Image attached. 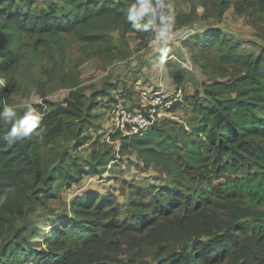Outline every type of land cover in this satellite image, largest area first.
I'll list each match as a JSON object with an SVG mask.
<instances>
[{"label": "trees", "instance_id": "obj_1", "mask_svg": "<svg viewBox=\"0 0 264 264\" xmlns=\"http://www.w3.org/2000/svg\"><path fill=\"white\" fill-rule=\"evenodd\" d=\"M26 1L20 11L15 0H0V107L23 77L38 87L53 76L48 81L70 90L61 102L42 96L34 104L44 129L40 135L9 143L4 136L11 125L0 122V264H126L129 260L118 255L123 238L130 249H156L157 264H264V48L246 50L212 27L197 36L192 48L205 66V49H216L217 59L241 72L233 80L213 79L204 84L202 95H190L194 122L189 129L166 119L142 134L113 133L121 138L122 152L132 147L146 164L161 166L167 183L136 185L135 197L125 205L86 191L70 202L74 217L52 221L44 236L31 231L32 213L56 197L60 184L71 186L85 173L102 172L113 157L98 155L81 164L58 143V138L83 143L92 109L103 97L105 102L117 99L111 96L113 82L86 99L77 73L55 69L56 60L65 57L66 36L100 53L114 46V29L121 39L135 32L143 45L152 30H144V21H138L137 30L127 19L134 0H49L39 11L32 9L33 0ZM229 2L213 5L223 11ZM195 13L194 6L188 14L176 12L172 20L182 25ZM27 51L48 55L38 65L39 78L30 72ZM173 79L182 83L180 69Z\"/></svg>", "mask_w": 264, "mask_h": 264}, {"label": "rangeland", "instance_id": "obj_2", "mask_svg": "<svg viewBox=\"0 0 264 264\" xmlns=\"http://www.w3.org/2000/svg\"><path fill=\"white\" fill-rule=\"evenodd\" d=\"M48 1L33 0L31 7L34 11H39L46 7ZM214 1L216 0H167L166 4L173 10L172 17L176 12L188 14L194 6L196 13L192 20L182 25L173 20V29L176 31L174 38L167 40L161 46L141 44L135 32H129L121 39L119 32L114 29L111 32L114 46L110 47L108 52L98 53L91 48L84 49L83 44L75 37L66 36L68 47L65 50V57L63 61L59 60L60 58L56 60L55 69L61 68L77 73L86 99L94 89L100 88L107 82L114 84L111 96L123 99L128 104L139 101L140 88L160 85L165 88L181 87L184 96L187 95L188 98L161 115V120L159 119L158 122L172 119L174 122L186 124L189 129L190 123L194 122L190 95L197 91L202 95L204 84L212 82L213 79L233 80L241 72L238 66L225 64L221 59H217L214 56L216 49H205L204 53L208 54L206 56L208 65L205 66L204 59L192 48L195 46L193 43L196 42L197 36H200L204 29L212 27L239 40L246 50L258 53L264 48V0H230L223 11L219 7H214ZM15 2L14 8L17 7L20 11L27 8L28 1L15 0ZM141 21L147 23V19ZM56 56L57 52L54 50L52 58L55 59ZM25 58L26 63L31 65L32 75L35 73L39 78L41 72H38V65L46 61L48 55L27 51ZM186 60L191 63H187ZM177 69L183 74L182 83H177L173 79V72ZM51 79L54 80V77L51 76L50 79L45 77L41 86L37 87L28 79L20 78V87L12 92L5 103L15 105L21 100H27L35 108L34 104L42 102V96L53 102L63 101L70 89L63 87L59 81H48ZM0 80L4 82L3 78ZM129 89L131 90L129 95H122L125 92L128 94ZM223 94L227 95V92ZM104 99L103 97L102 103L91 111V123L83 133V143H78L80 138H58V143L66 145L81 164L98 155H103V160L109 155L113 157L102 172L85 173L71 186L60 184L61 188L56 197H48L47 205L39 207L32 213L31 231L44 236L52 221L74 217L70 202L73 197L86 191H97L103 198L125 205L135 197L136 185L150 187L167 183L168 173L161 166H156L152 162L146 164L132 147L126 148L123 152L120 150L121 138L113 136L115 131L109 116L113 101L105 102ZM23 112L24 109H18V116L23 115ZM148 195L149 192L146 193V197ZM37 236L31 239H36ZM129 245L127 239H120L118 255L123 260H129L126 264H157L156 249L148 246L142 249H130ZM131 258L133 261H130Z\"/></svg>", "mask_w": 264, "mask_h": 264}, {"label": "built area", "instance_id": "obj_3", "mask_svg": "<svg viewBox=\"0 0 264 264\" xmlns=\"http://www.w3.org/2000/svg\"><path fill=\"white\" fill-rule=\"evenodd\" d=\"M155 25H151L152 36L148 45L161 46L164 42L174 38L176 32L172 29L167 39L157 40L154 33ZM187 63H191L186 60ZM139 101L135 104H128L123 99H116L110 105L109 116L114 131L125 136H132L144 133L150 126L157 123L160 116L171 110L174 104L184 102V92L181 87L174 86L165 88L158 87L140 88L138 90ZM161 120V119H160Z\"/></svg>", "mask_w": 264, "mask_h": 264}, {"label": "clouds", "instance_id": "obj_4", "mask_svg": "<svg viewBox=\"0 0 264 264\" xmlns=\"http://www.w3.org/2000/svg\"><path fill=\"white\" fill-rule=\"evenodd\" d=\"M158 9H167V14L163 11L157 12ZM172 8L165 3V0H134L127 10V19L137 30H140L138 21L147 19L144 25L146 31L149 26L156 24L158 16L159 25L155 28V37L157 40L167 39L173 29ZM18 109H24L23 115L18 116ZM41 116L27 100H21L19 104H3L0 107V122L5 125H11L4 138L9 143L16 140L29 138L34 133L40 135L44 132L40 128Z\"/></svg>", "mask_w": 264, "mask_h": 264}]
</instances>
